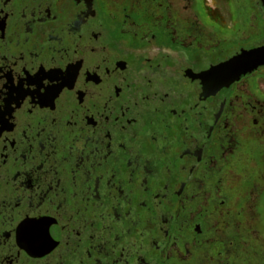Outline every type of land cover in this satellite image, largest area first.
Instances as JSON below:
<instances>
[{"label":"flooded vegetation","instance_id":"1","mask_svg":"<svg viewBox=\"0 0 264 264\" xmlns=\"http://www.w3.org/2000/svg\"><path fill=\"white\" fill-rule=\"evenodd\" d=\"M69 69L5 89L0 264H264V0H0V81Z\"/></svg>","mask_w":264,"mask_h":264},{"label":"snow or ice","instance_id":"2","mask_svg":"<svg viewBox=\"0 0 264 264\" xmlns=\"http://www.w3.org/2000/svg\"><path fill=\"white\" fill-rule=\"evenodd\" d=\"M75 80L76 71L74 69H69L67 74L53 72L51 74L39 75L27 82L22 81L15 89L8 88L7 85H4L3 82L0 81V124H3L4 104L7 103L10 106L12 103L11 100L5 101V89H7L10 93L13 91L17 93L18 98L16 103L26 101L29 96L32 97L34 103H43L59 97L65 87L74 88ZM49 81H51V83H49ZM25 83L32 86V89L34 90L24 91L23 89L25 88ZM261 91H264V88H262ZM0 134H2V129H0Z\"/></svg>","mask_w":264,"mask_h":264}]
</instances>
